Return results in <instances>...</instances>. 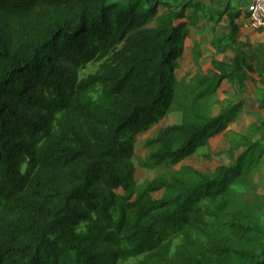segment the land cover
<instances>
[{"label":"trees","instance_id":"1","mask_svg":"<svg viewBox=\"0 0 264 264\" xmlns=\"http://www.w3.org/2000/svg\"><path fill=\"white\" fill-rule=\"evenodd\" d=\"M203 12L228 25L215 58L233 57L186 92L176 71ZM241 16L192 0H0V264H264V224L233 189L264 157V122L215 172L176 169L241 116L244 100L212 115L224 83L264 84ZM170 113L136 163L139 136ZM137 168L158 172L137 186Z\"/></svg>","mask_w":264,"mask_h":264},{"label":"rangeland","instance_id":"2","mask_svg":"<svg viewBox=\"0 0 264 264\" xmlns=\"http://www.w3.org/2000/svg\"><path fill=\"white\" fill-rule=\"evenodd\" d=\"M190 1V0H178ZM194 3H201L205 9L212 14L222 11L226 5H229L230 10L240 11L243 15L248 11L251 0H192ZM164 8H160V12H164ZM193 10L189 11L192 13ZM239 25L238 41L240 43H250L251 45L263 44L264 37L244 31L240 20L237 21ZM216 28L214 29V27ZM222 33L228 34V25L223 18L221 22H210L205 12L200 13V24L190 28V37L186 40L183 58L180 60L181 68L176 71V76L182 82L184 81V88L191 91V82L200 72L206 73L212 68V61L214 59L221 62H230L233 57L232 53L221 54L215 58L212 48V42L219 38ZM100 66V63L89 64L86 68L80 70L81 78L95 73ZM228 100L235 102L244 100L246 105L239 119L233 124L229 125L227 134H220L209 139V145L200 146L197 152L182 161L176 169L179 170L184 166L194 167L203 173H213L215 169L221 165L228 163L229 160L224 154L231 145V141H240L241 137L246 135L247 129L253 124L264 122V84L260 81L248 80L244 88L239 85L224 83L218 92V96L212 102V115L216 116L220 111V104ZM179 122V116L174 113L167 114V116L153 129L144 132L139 136L135 146L134 161L138 163L140 159H145L148 154V148L145 146L146 141L157 136V132L166 126ZM264 131V129H263ZM261 138V135H256L254 140ZM253 140V141H254ZM223 152L220 156H213L212 159H207V154H214ZM157 170L150 171L147 169L137 168L135 173V182L137 186L143 185L146 181L151 180L156 174ZM247 181L236 182L233 185L234 194L242 203L251 206L259 218L260 222L264 224V157L262 158L257 169L254 170L252 176ZM122 193V191H120ZM176 243H179L178 240ZM131 263H134L132 261Z\"/></svg>","mask_w":264,"mask_h":264},{"label":"built area","instance_id":"3","mask_svg":"<svg viewBox=\"0 0 264 264\" xmlns=\"http://www.w3.org/2000/svg\"><path fill=\"white\" fill-rule=\"evenodd\" d=\"M239 20L244 31L264 37V0H251L248 11Z\"/></svg>","mask_w":264,"mask_h":264}]
</instances>
